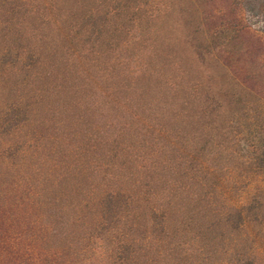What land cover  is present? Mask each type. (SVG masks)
<instances>
[{
  "label": "trees",
  "instance_id": "obj_1",
  "mask_svg": "<svg viewBox=\"0 0 264 264\" xmlns=\"http://www.w3.org/2000/svg\"><path fill=\"white\" fill-rule=\"evenodd\" d=\"M95 1L85 21L82 18L73 28L74 35L92 48L106 30L105 20L121 9L116 5L99 13L100 2L120 0ZM234 1L264 29V0ZM57 9L56 0H0L4 39L0 85L6 89L0 131L12 139L5 146V156L17 155V161L9 160L5 167L17 164L18 171L14 180L0 188L6 197L1 207L11 210L20 238L28 233L26 239L48 248L45 253L42 248L35 255L31 252L17 264H78L93 256L99 264H209L215 251L223 256L228 251L226 242L245 239L238 232L248 219L245 206L216 208L213 199L216 193L224 198L220 182L213 177L223 170L229 121L239 119L248 103L239 91L242 80L230 71V59L221 52L240 45L244 30L213 43L212 36L219 30L209 35L200 26L193 27L206 42L205 49L195 52L198 62L205 64L211 57L216 72L233 81L226 95L202 93L200 79L187 81L189 70L180 62L164 78V93L153 94L138 111L132 110L129 99L112 98L113 90L97 87L96 74L68 88L70 55L66 45L58 50L57 42H67L68 35L56 39L44 30ZM41 10L45 12L40 14ZM28 17L37 18V23H29ZM112 31L118 32L119 27ZM246 41L256 42V38L246 33ZM240 51L242 60L247 49ZM52 56L59 73L50 67ZM143 71H135L130 78L138 82ZM63 89L72 100L56 97ZM257 94L255 98L264 99L263 92ZM226 96L236 106L229 115ZM195 99L199 105L189 120L186 107ZM92 105L98 113L85 123L70 113L71 107ZM200 120V126L190 125ZM76 125H81L79 135ZM261 127L250 145L254 170H264V134H260L264 124ZM147 132L154 134L157 145L149 152L141 151L138 142ZM92 138L99 154L86 148ZM11 208L20 209V214Z\"/></svg>",
  "mask_w": 264,
  "mask_h": 264
},
{
  "label": "rangeland",
  "instance_id": "obj_2",
  "mask_svg": "<svg viewBox=\"0 0 264 264\" xmlns=\"http://www.w3.org/2000/svg\"><path fill=\"white\" fill-rule=\"evenodd\" d=\"M56 2L57 15L55 12V19L50 24H45L44 30L49 33V37L56 39L68 35L67 42L57 40L58 50L66 45L68 48L66 54L70 55L66 66L69 72L68 88L72 84L73 86L78 84L84 78H93L96 74L99 78L93 83H96L97 87L102 90L106 88L113 90L112 98L129 99L132 110L138 111L142 110L146 100L153 94L156 96L158 91L164 93V78L169 72L175 71L176 65L180 62L189 70L187 81L193 78L200 79L202 93L226 95V91L233 86V81L216 72L217 68L211 57H208L205 64L198 62L195 52L197 48L205 49L206 42L203 41L204 35L195 32L193 27L198 25L209 35L219 30L220 33L217 36H212L213 43H217L221 36L228 38L237 30L245 31L239 36L240 45L232 46L229 53L221 52L230 59V71H234L242 80V87L238 89L248 103L243 108L239 119L231 118L229 121L228 147L223 170L216 172L213 177L215 182H220L224 193V198L219 193L214 195L216 208L224 205L226 207L245 206L243 212L248 219L245 221L243 230L238 232V235L245 234V239L241 240L242 237H239L238 242H226L227 253L223 252L221 256L218 250L215 251L209 264H264V170L262 168L254 170L250 164L253 156L250 145L255 140L253 139L255 130L260 131L264 124V99L255 98L258 96V91L264 93V29L262 25L255 22L254 18L248 17L241 4L234 0H208V2L206 0H120L112 3L106 1L97 5L99 13H103L110 7L114 10L116 5L121 9H117V12L105 20L106 30L92 48L83 37L74 35L73 28L75 24L81 23L82 18L85 21L86 12L96 6V1L56 0ZM136 6L139 9L136 15H132V10ZM184 10L194 13L185 14ZM44 12L45 10H41L40 14ZM60 13L63 14V18H60ZM26 21L34 25L38 19L28 17ZM113 27H119V31L113 32ZM246 33H252L256 42L246 41ZM3 41L0 33V44ZM77 48H82V52L77 53ZM241 48L247 49V54L242 60L239 59ZM55 60L56 56H52L50 67L59 73L55 68ZM141 68H144L141 80L137 82L130 78L132 73ZM2 88L3 86L0 85V109L4 100L3 96L6 94V89L4 91ZM67 91L63 89L56 97L66 101L72 100L69 97L71 93L68 94ZM141 91L145 92L146 97L142 96ZM77 95L79 96L80 92ZM231 101L229 96H226L225 113H228L227 115L236 109ZM198 105L199 102L195 99L186 107L190 112L189 120L194 118L196 111L193 110H196ZM70 113L72 116H79L85 123L94 118L98 110L95 105L88 109L71 107ZM51 123L49 120V124ZM201 124H203L202 120L199 123L190 122L191 126ZM51 126L50 128L48 126L50 134L53 132ZM75 127L79 135L81 125ZM260 134L263 135L264 132ZM11 140L0 131V188L5 187L9 180H14L18 172L17 164L10 169L5 167L9 160L17 161V155L13 154L11 158L5 156V146ZM138 142L143 146L141 151L149 152L157 147L154 134L150 132L142 136ZM86 148L91 151L89 153H95V155L100 152L99 145L93 138ZM8 194L13 195L11 192ZM3 200H5L4 203ZM2 203L6 204V197L3 192H0V264H17L19 260H25L31 252L35 255L41 248L44 253L47 252L48 248L45 245L26 239L28 233L23 238L18 236L19 227L16 220L10 217L9 208L1 207ZM11 209H15L17 216L20 214V209ZM78 262V264H99V259L93 256Z\"/></svg>",
  "mask_w": 264,
  "mask_h": 264
}]
</instances>
